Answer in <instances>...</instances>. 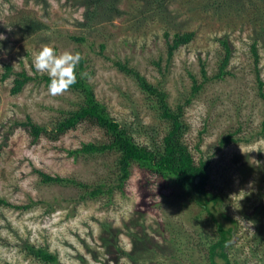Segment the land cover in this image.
I'll return each instance as SVG.
<instances>
[{"label":"rangeland","instance_id":"374dc122","mask_svg":"<svg viewBox=\"0 0 264 264\" xmlns=\"http://www.w3.org/2000/svg\"><path fill=\"white\" fill-rule=\"evenodd\" d=\"M118 1L121 15L88 30L84 0H0V199L8 203L0 205V264H44L27 245L47 248L59 264H210L208 245L221 221L234 229L227 247L233 264H264V101L257 80L259 71L264 81V0H166L156 11L147 0ZM30 20L45 28L23 30ZM186 32L193 40L169 61L168 41ZM224 41L230 60L218 77ZM45 45L86 60L97 99L141 145L160 144L168 124L114 62H128L163 86L174 109L202 85L185 107V142L196 162H209L207 190L219 197L210 201L211 213L137 165L111 198L81 200L78 186L43 181L40 172L94 186L117 174L113 154L67 152L104 142L98 128L82 125L57 142L33 143L24 123L52 130L80 101L68 91L53 96L38 82L12 94L14 77L3 80L7 65L48 75L33 63ZM228 135L240 140L221 146Z\"/></svg>","mask_w":264,"mask_h":264},{"label":"trees","instance_id":"16d2710c","mask_svg":"<svg viewBox=\"0 0 264 264\" xmlns=\"http://www.w3.org/2000/svg\"><path fill=\"white\" fill-rule=\"evenodd\" d=\"M85 22L82 23L86 29H94L96 24L110 22L115 17L121 15L118 0H84ZM166 0H147L152 10H162ZM25 31L38 32L45 28V25L36 20H30L25 23ZM194 38L193 32L175 33L168 41L169 61L172 60L174 53L180 47L189 44ZM77 41H84L85 38H75ZM227 55L220 67L218 77H223L230 60V47L226 41L223 42ZM102 45L101 49L104 50ZM256 61L259 60L256 45L252 46ZM116 67L125 75L133 78L140 90L146 95L149 108L156 114L157 118L168 124V130L160 144L153 146L141 145L136 142L127 128L121 125L109 113L106 105L100 102L95 94L94 87L90 82V75L86 60L82 57L77 65V81L68 90L79 96L78 108L69 111L65 117L56 122L52 130L38 125L32 120L24 123L29 129L33 138V143H37L42 137H46L52 142L59 141L68 132L79 128L82 125L98 128L105 133V141L101 143L87 142L82 143L78 149H69L67 152L72 157L94 156L113 154L116 156L115 165L117 174L114 178H108V181L100 182L94 186L83 184L74 179H65L60 176H51L40 172L45 183L49 184H73L78 186L82 193L81 200L96 199L101 196L112 197L116 191H124L125 186L132 175V167L137 165L143 170H147L162 179L176 185L184 195L202 205L210 211V201L216 203L219 197L207 190L210 181L209 162L204 159L196 162L193 154L185 142V134L188 126L184 120L185 107L192 99L198 95L202 85H196L193 88L191 97L186 103L177 105L174 109L169 103L168 93L161 85H154L146 76L132 67L128 62L116 61ZM206 77V72L203 70ZM10 77L13 79L12 94L21 93L31 82L45 83L48 86V75L31 76L26 71H14L11 66H6L3 80ZM194 81L196 80L193 78ZM258 94L264 101V81L261 79L260 72H257ZM260 134L264 135V121L261 124ZM240 139L228 135L221 140V146L231 142H237ZM8 204L0 199V205ZM216 206V205H214ZM24 208H29L26 205ZM261 210V209H260ZM225 219L228 217L223 215ZM234 229L227 227L222 221L217 222V235L208 245V258L210 264H233L227 252L229 242L232 240ZM26 249L29 255L44 264H59L58 257L45 247H36L27 245Z\"/></svg>","mask_w":264,"mask_h":264},{"label":"clouds","instance_id":"9594fccd","mask_svg":"<svg viewBox=\"0 0 264 264\" xmlns=\"http://www.w3.org/2000/svg\"><path fill=\"white\" fill-rule=\"evenodd\" d=\"M80 55L65 51L58 54L56 49L43 46L34 54V67L49 76L48 91L55 96L68 90L77 81L76 68Z\"/></svg>","mask_w":264,"mask_h":264}]
</instances>
